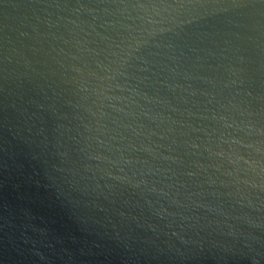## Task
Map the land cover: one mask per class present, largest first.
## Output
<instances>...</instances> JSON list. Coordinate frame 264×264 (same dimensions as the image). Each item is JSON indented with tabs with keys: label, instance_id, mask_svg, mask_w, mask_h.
Wrapping results in <instances>:
<instances>
[{
	"label": "water",
	"instance_id": "water-1",
	"mask_svg": "<svg viewBox=\"0 0 264 264\" xmlns=\"http://www.w3.org/2000/svg\"><path fill=\"white\" fill-rule=\"evenodd\" d=\"M251 2L0 0V264H42L24 223L52 264H264ZM21 163L40 185L17 192Z\"/></svg>",
	"mask_w": 264,
	"mask_h": 264
},
{
	"label": "clouds",
	"instance_id": "clouds-1",
	"mask_svg": "<svg viewBox=\"0 0 264 264\" xmlns=\"http://www.w3.org/2000/svg\"><path fill=\"white\" fill-rule=\"evenodd\" d=\"M16 168L19 169V175L17 177L18 182L13 184V188L15 191L20 192L21 190L29 187L33 182H35L37 186L40 185V179H38L39 173L35 170V168H32V172H28L26 167H25V164H23V163L16 165ZM21 198L23 199V197H21ZM26 209L27 208H24V207L20 208V211L23 215H28V211H30V210L28 209V211H26ZM32 219H34V217L30 216L29 221H31ZM30 228L32 231H36V229H34L30 223H24V224L17 226L15 231L20 232V234H21L20 239L23 241L24 244H29V243L32 244V253L35 256L39 257L42 264H52V261L49 260V258L47 256L42 254L37 249L38 243H43L44 240H47V233L44 230H41V235L44 237V240L37 241V240L33 239L31 236L27 235V232ZM58 242L63 243L62 241H58ZM46 246L50 247V248L53 247L51 242H49ZM97 247H99V245H97ZM125 249L127 251H125L123 255H120L121 259L123 261H130L131 264H140L141 259H144L147 261H159L161 259V257L159 255H149L146 252H142L140 254L133 253L132 255H129L128 253L132 251L131 248L128 245H125ZM53 250L55 251V249H53ZM61 251L64 252L68 256L69 260H72L73 258L77 259L75 254L68 251L67 248L62 247ZM82 252H83V250H81V254H82ZM60 259L63 260L64 257L60 256ZM253 264H258V262L254 261Z\"/></svg>",
	"mask_w": 264,
	"mask_h": 264
},
{
	"label": "snow or ice",
	"instance_id": "snow-or-ice-1",
	"mask_svg": "<svg viewBox=\"0 0 264 264\" xmlns=\"http://www.w3.org/2000/svg\"><path fill=\"white\" fill-rule=\"evenodd\" d=\"M199 0H174V3L169 7H175L178 9L183 8H195L198 6ZM252 3L251 0H234V5L237 7H245ZM260 5H264V0H259Z\"/></svg>",
	"mask_w": 264,
	"mask_h": 264
}]
</instances>
